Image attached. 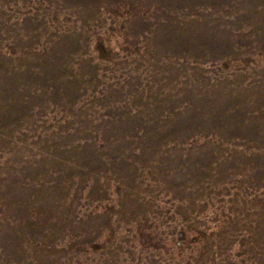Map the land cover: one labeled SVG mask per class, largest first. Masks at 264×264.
I'll list each match as a JSON object with an SVG mask.
<instances>
[{"label":"rangeland","instance_id":"1","mask_svg":"<svg viewBox=\"0 0 264 264\" xmlns=\"http://www.w3.org/2000/svg\"><path fill=\"white\" fill-rule=\"evenodd\" d=\"M0 264H264V0H0Z\"/></svg>","mask_w":264,"mask_h":264}]
</instances>
